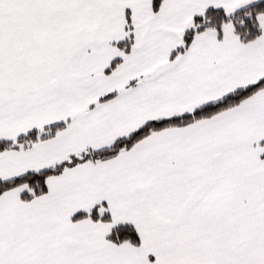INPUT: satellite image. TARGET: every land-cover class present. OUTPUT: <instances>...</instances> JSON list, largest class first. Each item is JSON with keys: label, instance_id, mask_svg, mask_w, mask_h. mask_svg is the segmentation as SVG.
I'll return each instance as SVG.
<instances>
[{"label": "snow or ice", "instance_id": "6c2138e0", "mask_svg": "<svg viewBox=\"0 0 264 264\" xmlns=\"http://www.w3.org/2000/svg\"><path fill=\"white\" fill-rule=\"evenodd\" d=\"M0 264H264V0H0Z\"/></svg>", "mask_w": 264, "mask_h": 264}]
</instances>
